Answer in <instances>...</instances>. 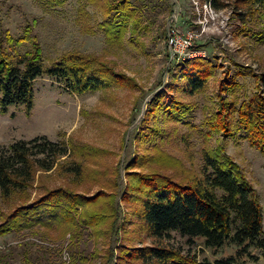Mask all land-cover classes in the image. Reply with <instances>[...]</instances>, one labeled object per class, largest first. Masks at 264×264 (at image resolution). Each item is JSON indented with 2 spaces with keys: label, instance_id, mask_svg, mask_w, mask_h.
<instances>
[{
  "label": "rangeland",
  "instance_id": "1",
  "mask_svg": "<svg viewBox=\"0 0 264 264\" xmlns=\"http://www.w3.org/2000/svg\"><path fill=\"white\" fill-rule=\"evenodd\" d=\"M130 1L140 22L135 31L129 28L125 32L120 43L111 44L97 28L104 20L102 4L65 0L63 5L51 8L45 0H0V39L7 54L23 55L30 49L27 43L11 46L5 40L7 35L22 36L25 26L30 25L44 68L60 56L75 52L106 63L124 81L120 79L118 86L75 94L67 91L62 82L43 75L33 82L28 113L22 105L0 113V146L45 136L77 149L69 157L59 159L50 172H36L26 193H15L8 199L0 195V223L18 206L55 189L89 197L95 201L94 209L107 215L101 221L105 223L101 228L105 233L95 237L89 229H80L75 244L61 225L0 238V255L10 264H22L24 257L32 264L150 263L146 259L130 263L123 260L117 252L118 245L131 249L165 248L198 262L234 257V245L210 249L202 238L188 242L175 231L150 238L134 214L139 207L138 200H134V193H138L133 188L138 186L134 175L154 171L183 182L200 173L203 151L218 147L221 156L237 165L254 190L264 236V154L248 144L234 115L240 104L257 92V77L264 73V8L246 7L239 0H217L223 6L210 5L211 11L202 13L204 3L199 0ZM81 7L85 17L79 15ZM198 26L204 31L199 32ZM186 30L199 32L189 51H196L195 57H206L221 67L204 89L193 95L181 92L182 81L173 76L178 72L177 65L188 58H171L166 45L171 31ZM224 72L234 84L233 92L221 95L233 109L227 119L231 137L210 135L204 124L219 109L218 86ZM169 88L176 98L193 105L186 124H174L160 120L161 117L145 118L148 102ZM144 126L159 130L160 136L153 141L137 140L142 131L148 132ZM132 160L136 164H131ZM74 162L81 167L79 176L61 170V165ZM112 204L115 212L111 211ZM115 220L119 227L111 236L108 224ZM252 254L258 256V261L249 264H264L260 252Z\"/></svg>",
  "mask_w": 264,
  "mask_h": 264
},
{
  "label": "trees",
  "instance_id": "2",
  "mask_svg": "<svg viewBox=\"0 0 264 264\" xmlns=\"http://www.w3.org/2000/svg\"><path fill=\"white\" fill-rule=\"evenodd\" d=\"M65 0H45L48 7L63 5ZM143 1V0H138ZM213 7L217 0H199ZM93 6L104 8V20L97 28L102 30L111 44L120 43L125 32L135 31L140 20L130 0H86ZM246 7L264 8V0H239ZM80 17H85L83 7ZM94 32V31H92ZM8 45L27 43L30 49L23 55L15 52L7 54L0 39V113L5 114L9 107L24 106L28 113L32 107L33 82L46 75L63 83L71 93L84 94L113 86L121 85L123 76L114 73L109 65L96 58L70 52L60 56L50 67L42 65L41 49L30 25L25 26L23 35L6 37ZM174 79L182 81L181 92L188 95L200 92L207 81L215 77L220 65L206 57H192L181 61ZM121 79V80H120ZM257 92L247 101L242 102L235 111L244 138L248 144L264 154V73L257 77ZM124 82V81H123ZM219 109L215 116L204 123L210 133H219L231 137L227 119L233 109L231 103L222 100L223 93L233 92L234 84L229 75L219 80ZM179 90V89H178ZM193 105L182 102L171 93V88L158 92L147 104L145 118L165 120L174 124L185 123ZM137 140L153 141L160 136L154 127H146ZM72 145L66 142H52L45 136L29 140H18L8 146H0V195L8 199L15 193H26L34 180L36 172H50L58 160L75 153ZM200 173L183 182L158 172L134 175L138 193L133 197L138 202L135 216L150 238H160L170 231H175L188 242L202 238L210 249H219L224 245L236 246L234 257L221 258L214 262H201L188 259L179 253L159 247L131 249L118 245L123 260L146 261L149 264H249L258 261L252 251L264 256V236L262 216L258 199L249 182L237 165L228 157L221 156V148L205 149L201 155ZM136 164L132 160L131 164ZM61 170L79 176V163L61 165ZM133 169L134 167H130ZM159 170V169H158ZM126 191L123 196L126 198ZM122 196V197H123ZM124 200V199H123ZM94 200L82 195L72 194L62 189H55L41 195L36 200L23 204L13 210L0 223V238L25 230L48 229L61 225L67 230L72 243L79 241L80 229H89L90 234L98 237L105 233L101 228L107 219L104 212L94 209ZM112 212L117 209L112 204ZM80 209V211H77ZM74 213L75 216L72 214ZM102 213V215H101ZM76 216L78 218L76 219ZM104 216V218L102 217ZM79 220V221H78ZM109 233L116 235L119 224L109 223ZM114 232V233H113ZM77 257V256H76ZM248 261V262H246ZM0 264H10L0 255ZM22 264H32L24 257Z\"/></svg>",
  "mask_w": 264,
  "mask_h": 264
},
{
  "label": "built area",
  "instance_id": "3",
  "mask_svg": "<svg viewBox=\"0 0 264 264\" xmlns=\"http://www.w3.org/2000/svg\"><path fill=\"white\" fill-rule=\"evenodd\" d=\"M202 7H203L202 13L207 12L208 10L211 11V7L208 3H204ZM198 16L200 18L201 16L200 13L198 14ZM199 24H201L200 21ZM198 29L199 32L204 31L201 26ZM198 31L186 30L183 33H179L177 31H171V33L167 35V42H166L169 56L174 59H185V58L195 57L197 54L196 51L190 52L189 50L199 36Z\"/></svg>",
  "mask_w": 264,
  "mask_h": 264
}]
</instances>
